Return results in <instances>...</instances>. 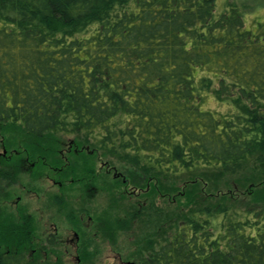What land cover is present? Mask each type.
I'll list each match as a JSON object with an SVG mask.
<instances>
[{"label": "trees", "instance_id": "trees-1", "mask_svg": "<svg viewBox=\"0 0 264 264\" xmlns=\"http://www.w3.org/2000/svg\"><path fill=\"white\" fill-rule=\"evenodd\" d=\"M215 2L0 0V125L29 142L66 136L154 194L263 170L264 20L246 29L242 4ZM172 192L168 213L126 208L157 236L130 264H264V204L177 206ZM17 242L0 264H66Z\"/></svg>", "mask_w": 264, "mask_h": 264}, {"label": "rangeland", "instance_id": "rangeland-1", "mask_svg": "<svg viewBox=\"0 0 264 264\" xmlns=\"http://www.w3.org/2000/svg\"><path fill=\"white\" fill-rule=\"evenodd\" d=\"M232 2L246 8V29L264 20V0H216V12ZM51 139L29 142L18 129L0 125V254L15 238L16 251L34 260L130 264L157 239L150 224L130 220V205L153 203L168 213L173 188L184 195L177 206L186 196V204H264V169L208 173L173 186L162 182L167 192L154 194L134 189L131 178L115 170L124 168L100 152L77 149L66 136Z\"/></svg>", "mask_w": 264, "mask_h": 264}]
</instances>
